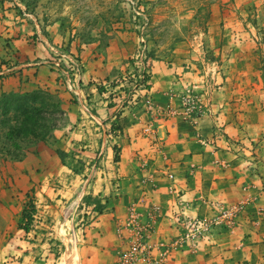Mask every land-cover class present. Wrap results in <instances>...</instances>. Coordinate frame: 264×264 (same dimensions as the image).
Segmentation results:
<instances>
[{
    "label": "rangeland",
    "instance_id": "374dc122",
    "mask_svg": "<svg viewBox=\"0 0 264 264\" xmlns=\"http://www.w3.org/2000/svg\"><path fill=\"white\" fill-rule=\"evenodd\" d=\"M246 1L0 0V25L2 33L4 28L7 32L6 36L0 35V56L6 54L8 58L1 63L5 68L1 82L18 76L16 72L22 73L20 68L33 56L37 57L34 62L48 65L50 70L45 77L40 76L39 70L34 75L26 74L25 88L0 91V100L6 94L40 90L50 94L49 100L43 98L48 126L53 127L45 141L27 138L20 149L25 154L22 161L10 160L7 152L17 150L0 143V250L4 251L8 242H15L11 254H1L6 259L1 264H61L70 256L74 257L73 264H81L87 226L97 215L113 208L111 201L122 188L117 181L121 140L117 137L123 135V114L137 110L141 117L157 110L150 82L158 66L191 62L190 66L203 72L215 58V43L210 39L212 22L217 26L221 21L222 25L224 21L228 24V16L236 11L237 4ZM252 2L264 7V0ZM261 11L264 18V10ZM237 28L244 30L243 25ZM68 80H72L74 90L68 87ZM58 102L60 108L56 109ZM99 109L108 112V118L102 125L89 123L87 114ZM95 133L98 136L93 138ZM105 134V150L91 158L87 145L94 140L100 146ZM109 148L112 152H108ZM57 149L67 150L66 164H62ZM100 166L108 176L104 193L107 195H85L79 203L84 182L89 175L100 172ZM68 186L75 191L67 194L65 188V193L61 192ZM31 205L37 210L35 221L32 230L25 233L19 229L22 211L25 207L31 209ZM101 205L103 210L99 213ZM134 205H129L127 221L121 223V238L127 246L118 253L117 264L137 238L139 223L149 225L134 213ZM132 213L138 217L137 222Z\"/></svg>",
    "mask_w": 264,
    "mask_h": 264
},
{
    "label": "crops",
    "instance_id": "0c3cea01",
    "mask_svg": "<svg viewBox=\"0 0 264 264\" xmlns=\"http://www.w3.org/2000/svg\"><path fill=\"white\" fill-rule=\"evenodd\" d=\"M259 3L237 4L228 24L212 22L215 58L203 72L191 62L153 70L150 93L158 108L147 116L140 117L137 110L123 114V135L117 137L121 139L117 181L122 188L111 201L113 208L87 226L81 264L118 263V253L127 246L121 223L131 204L143 223L153 222L148 242L164 264H264V7ZM239 25L244 28L241 32ZM3 33L7 35L6 28ZM5 55L0 56V75L5 71L1 63L8 60ZM36 59L33 56L20 68L18 76L2 81L3 87L0 78V91L24 89L25 75L38 70L40 76H47L49 66L37 64ZM190 88L200 95L197 111L191 114L180 107L182 93ZM87 118L102 125L108 112L99 109ZM104 136L100 146L94 140L87 145L91 158L105 150L108 136ZM102 166L87 177L79 203L85 195H107L109 181ZM65 188L67 194L75 191L68 186L61 192ZM214 208L235 209L234 222L224 221L194 245L178 241L183 219L215 216ZM12 244L13 240L8 242L0 255L11 254ZM2 260L6 259L1 255L0 264Z\"/></svg>",
    "mask_w": 264,
    "mask_h": 264
},
{
    "label": "trees",
    "instance_id": "16d2710c",
    "mask_svg": "<svg viewBox=\"0 0 264 264\" xmlns=\"http://www.w3.org/2000/svg\"><path fill=\"white\" fill-rule=\"evenodd\" d=\"M43 97L49 100L52 96L40 90L30 94H6L0 100V143L10 144L17 150V152H7L10 160L22 161L25 158V154L21 153L20 149H23V143L27 138L45 141L53 130V127L48 126L47 104ZM55 107L59 109L60 103L58 102ZM56 153L62 164H66L67 152L57 149ZM101 208L102 205L97 209L99 213L103 210ZM36 211L34 205H31V209L24 208L20 230L25 233L32 230Z\"/></svg>",
    "mask_w": 264,
    "mask_h": 264
},
{
    "label": "built area",
    "instance_id": "2783aa9c",
    "mask_svg": "<svg viewBox=\"0 0 264 264\" xmlns=\"http://www.w3.org/2000/svg\"><path fill=\"white\" fill-rule=\"evenodd\" d=\"M68 87L72 90V80H68ZM200 98L191 91L187 90L186 95L182 98V107L188 111L189 114L197 111V102ZM169 179H173V175H168ZM173 190V188H171ZM216 211V215L212 217H197V218H187L181 221V226L183 228V233L179 238V242L182 244L188 243L189 245H194L196 242L212 234L214 229L221 225L224 221L233 223L236 218L235 209H213ZM153 213V212H152ZM134 216V222H137V216ZM149 225H141L137 227V232L135 238L130 244V251L123 253L120 258V264H164L163 259L157 260L154 253V245H150L147 241V236L150 235V229H152L153 222L151 220L148 222ZM166 252V250H165ZM163 256L165 253L163 251ZM137 261V262H136Z\"/></svg>",
    "mask_w": 264,
    "mask_h": 264
},
{
    "label": "bare ground",
    "instance_id": "6f19581e",
    "mask_svg": "<svg viewBox=\"0 0 264 264\" xmlns=\"http://www.w3.org/2000/svg\"><path fill=\"white\" fill-rule=\"evenodd\" d=\"M74 255V254H73ZM69 256V255H68ZM74 257L73 256H70L69 258H68V261L66 262L65 260L61 263V264H73L72 263V259H73Z\"/></svg>",
    "mask_w": 264,
    "mask_h": 264
}]
</instances>
